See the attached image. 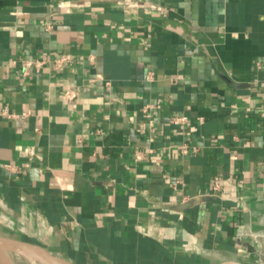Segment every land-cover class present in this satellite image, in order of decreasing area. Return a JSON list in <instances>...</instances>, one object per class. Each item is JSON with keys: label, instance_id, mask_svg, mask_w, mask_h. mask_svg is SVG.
I'll use <instances>...</instances> for the list:
<instances>
[{"label": "crops", "instance_id": "crops-1", "mask_svg": "<svg viewBox=\"0 0 264 264\" xmlns=\"http://www.w3.org/2000/svg\"><path fill=\"white\" fill-rule=\"evenodd\" d=\"M0 234L264 264V0H0Z\"/></svg>", "mask_w": 264, "mask_h": 264}, {"label": "water", "instance_id": "water-1", "mask_svg": "<svg viewBox=\"0 0 264 264\" xmlns=\"http://www.w3.org/2000/svg\"><path fill=\"white\" fill-rule=\"evenodd\" d=\"M17 255L31 260L33 264H72L39 245L0 234V264H17Z\"/></svg>", "mask_w": 264, "mask_h": 264}, {"label": "built area", "instance_id": "built-area-1", "mask_svg": "<svg viewBox=\"0 0 264 264\" xmlns=\"http://www.w3.org/2000/svg\"><path fill=\"white\" fill-rule=\"evenodd\" d=\"M70 62V57L68 55H63L57 59L54 60V66L56 69H60L62 67H64L65 65H67V63ZM64 97L66 100H73L75 97V92L71 89H67L64 92ZM174 123H180V122H185L186 118L185 117H176L173 119ZM220 188L218 181L216 180L215 186H214V190L218 191Z\"/></svg>", "mask_w": 264, "mask_h": 264}, {"label": "bare ground", "instance_id": "bare-ground-1", "mask_svg": "<svg viewBox=\"0 0 264 264\" xmlns=\"http://www.w3.org/2000/svg\"><path fill=\"white\" fill-rule=\"evenodd\" d=\"M17 264H33L31 260L23 258L19 255L16 256Z\"/></svg>", "mask_w": 264, "mask_h": 264}]
</instances>
